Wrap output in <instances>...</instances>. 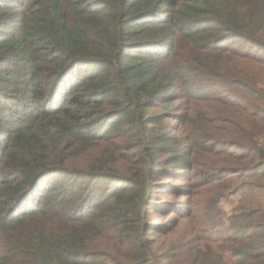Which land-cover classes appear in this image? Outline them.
Returning a JSON list of instances; mask_svg holds the SVG:
<instances>
[{
	"label": "trees",
	"instance_id": "trees-1",
	"mask_svg": "<svg viewBox=\"0 0 264 264\" xmlns=\"http://www.w3.org/2000/svg\"><path fill=\"white\" fill-rule=\"evenodd\" d=\"M0 264H264V0H0Z\"/></svg>",
	"mask_w": 264,
	"mask_h": 264
},
{
	"label": "rangeland",
	"instance_id": "rangeland-1",
	"mask_svg": "<svg viewBox=\"0 0 264 264\" xmlns=\"http://www.w3.org/2000/svg\"><path fill=\"white\" fill-rule=\"evenodd\" d=\"M182 239H183V233L180 230H178V232L176 234V242H177V244H180Z\"/></svg>",
	"mask_w": 264,
	"mask_h": 264
}]
</instances>
